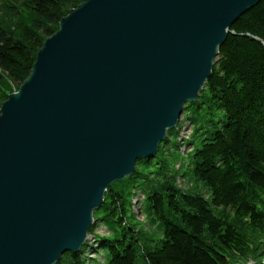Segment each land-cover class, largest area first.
I'll return each mask as SVG.
<instances>
[{"label":"water","instance_id":"1","mask_svg":"<svg viewBox=\"0 0 264 264\" xmlns=\"http://www.w3.org/2000/svg\"><path fill=\"white\" fill-rule=\"evenodd\" d=\"M260 1L83 0L61 18L0 108V264L83 247L108 188L157 156Z\"/></svg>","mask_w":264,"mask_h":264},{"label":"trees","instance_id":"2","mask_svg":"<svg viewBox=\"0 0 264 264\" xmlns=\"http://www.w3.org/2000/svg\"><path fill=\"white\" fill-rule=\"evenodd\" d=\"M82 1L0 0V107L8 91L29 76L61 18ZM255 36L264 41V0L233 23L198 101L185 104L184 111L192 107L199 115L189 117L194 123L201 119L194 136L200 130L205 136L191 151L188 167L182 161L176 174L153 175L138 167L166 161L139 159L134 173L112 184L95 210L89 233L100 242L103 262L85 257L87 243L66 251L56 264H239L252 258L261 263L264 44ZM177 135L175 128L168 130L158 155L167 150L169 136ZM179 176L185 178L183 187ZM139 191L145 195V221L132 208ZM98 226L107 232L95 234Z\"/></svg>","mask_w":264,"mask_h":264},{"label":"rangeland","instance_id":"3","mask_svg":"<svg viewBox=\"0 0 264 264\" xmlns=\"http://www.w3.org/2000/svg\"><path fill=\"white\" fill-rule=\"evenodd\" d=\"M185 115L187 117H197L199 116L198 113L196 111H194V109L191 107L189 108L187 111L185 110ZM223 114L222 113H219V116H221ZM221 118V117H219ZM223 118H224V114H223ZM200 123H201V119H198L196 120V127H200ZM196 128V129H197ZM202 131H198L197 134H195V136H193V144H194V147H199L200 145H202V139L205 137L202 133ZM170 138V141L167 143L166 145V148L167 150L163 153V154H160L158 155L157 157H161L163 158L166 163L165 165H161L159 163L158 160H156L155 158V162H158L159 164L155 165V166H144V165H141L139 166V170L140 171H144V172H147V171H153V175H158V173H164V172H169V173H173V174H176L177 173V170L178 168H176V165L178 163H181L182 161H186L187 163V167H188V164L191 160V152L188 153V155L186 157H183L181 155V153L178 151V140L175 136H169ZM175 166V167H174ZM204 187L205 186H201V191H202V188L204 190ZM198 188V189H200ZM107 230L104 226H98L97 227V230L95 232V234H104L106 233ZM89 245L87 246L86 248V251H85V257L89 260H99L100 262H103V258H104V255L100 249V242L96 240V238L94 237V234L93 235H90L89 236ZM104 252V251H103Z\"/></svg>","mask_w":264,"mask_h":264},{"label":"bare ground","instance_id":"4","mask_svg":"<svg viewBox=\"0 0 264 264\" xmlns=\"http://www.w3.org/2000/svg\"><path fill=\"white\" fill-rule=\"evenodd\" d=\"M182 116H184V114ZM180 132H181V138H185V139L189 138V136H190V129H189V123L188 122H184L182 124V126L180 128ZM141 159H144V158H141ZM94 216H95V211H94Z\"/></svg>","mask_w":264,"mask_h":264}]
</instances>
